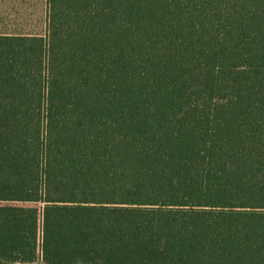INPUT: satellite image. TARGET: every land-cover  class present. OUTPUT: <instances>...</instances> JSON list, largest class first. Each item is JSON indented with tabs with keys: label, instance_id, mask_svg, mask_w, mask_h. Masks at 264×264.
<instances>
[{
	"label": "trees",
	"instance_id": "obj_1",
	"mask_svg": "<svg viewBox=\"0 0 264 264\" xmlns=\"http://www.w3.org/2000/svg\"><path fill=\"white\" fill-rule=\"evenodd\" d=\"M0 264H264V0H0Z\"/></svg>",
	"mask_w": 264,
	"mask_h": 264
}]
</instances>
